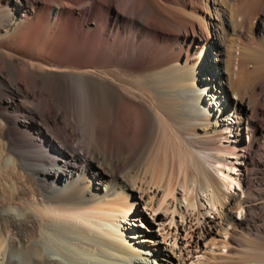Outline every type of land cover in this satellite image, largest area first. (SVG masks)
<instances>
[{
	"label": "bare ground",
	"instance_id": "obj_1",
	"mask_svg": "<svg viewBox=\"0 0 264 264\" xmlns=\"http://www.w3.org/2000/svg\"><path fill=\"white\" fill-rule=\"evenodd\" d=\"M101 1L104 10L92 13L91 0H0V51L7 56L0 54V82L12 94L0 99V211L10 205L35 211L20 223L0 215L7 244L0 255L19 264H188L159 247L185 234L188 255L200 254L190 264L263 258L264 219L254 224L234 214L264 205V161L251 155L264 152V0ZM72 5H87V17L80 19ZM201 67L209 73L199 80ZM69 83L81 92L90 120L96 95L109 104L130 96L156 122L166 120L186 149L199 190L191 182L179 190L189 196L170 204L171 190L161 183L145 192L120 179L116 168L137 149L117 143L121 155L113 156L112 135L130 134V123L112 112L97 150L99 122L85 129ZM213 84L224 99H216ZM229 108L233 115H226ZM225 129L233 130L236 143L222 144ZM27 141L29 155L21 150ZM239 152L245 191L234 197L233 183L217 165L234 167L225 155ZM137 204L151 215L172 212L175 233L161 242L124 232L119 222L143 219ZM252 231L247 246L244 233Z\"/></svg>",
	"mask_w": 264,
	"mask_h": 264
},
{
	"label": "rangeland",
	"instance_id": "obj_2",
	"mask_svg": "<svg viewBox=\"0 0 264 264\" xmlns=\"http://www.w3.org/2000/svg\"><path fill=\"white\" fill-rule=\"evenodd\" d=\"M91 1L93 2V3L91 2L92 13H97L99 10H104L105 4H103L104 3L103 1L101 0H91ZM81 7L86 9H81ZM87 8H88L87 5L84 6L72 5L71 11L75 15H78L80 19H83L87 17L86 12L89 10V8L88 9ZM163 33L165 34V32ZM160 44H161L160 42H157V45L161 46ZM42 47L45 48V46L43 45ZM0 54L2 55L3 60L6 61L7 60L6 54L2 51H0ZM19 58L20 60L22 59V57ZM216 59L217 58L213 56V64L218 65ZM203 69L204 68L202 67L198 69L199 80L201 78H206L209 73L208 70L206 71V69L204 70ZM201 81L200 82L198 81L199 86L204 85V83ZM211 81H213V83H215L216 85L217 83H219L220 80L219 77L216 76V73H212ZM215 84H213V86H215ZM215 87L217 89L215 94L216 99L217 100L219 98H220L219 100L224 99L223 90L217 86ZM68 88L71 90L73 97H75L76 101L78 102L77 105L78 115L84 127L90 126V124L92 123L91 121H95L96 123L99 122L97 126L99 128V131H101V133L99 137L96 139L97 145L95 146V148L97 150H100V148L103 145V142L105 141L104 131L109 123L108 122L109 115L110 114L113 115L112 112H114V114L116 112V114L121 115L130 123L131 125L130 134H127L124 129H121L120 133L116 135L114 134L112 135L113 156L118 157L121 155V151H118L117 149V145H116L117 143H121V145H123L124 150H129L133 148L137 149L129 161L120 164L118 169L116 168V175L120 179H123L129 184H133L137 187H140L141 185L143 189L144 188L146 189L145 192L146 191L148 192L149 189L151 190V187L153 188L157 183L158 184L161 183L160 185L163 187L164 191L167 190V188L171 190L169 191V193H166V195L168 194V198L170 199L169 202L170 204L172 202L171 200H174L175 198L182 199L183 196L184 198L189 196L187 192L179 191V190L189 185L191 182L192 183L190 185H193L196 188V190H199L198 182L197 180H195L197 179L196 178L197 176L194 170H192V168L188 167L185 164L187 161V154L185 151L186 149H184V146L176 138L175 134L173 133V130L170 129V127L166 123V120L160 117L157 120V122L155 121L153 115L147 112L149 110L146 104H144L142 101L141 103H139L137 99L131 100L132 98L130 96H127V98L124 97L125 100H122L124 98H119V99L115 98L113 103L109 104L107 102H104L102 97L96 95L93 102L94 116H92L93 120H90L88 116H86L87 107L84 104V101L82 100L81 92L77 89L76 85L71 83H69ZM10 97H12V94L0 82V99L10 100L11 99ZM120 100H122L123 102L122 101L120 102ZM22 103L28 105V103L25 101H23ZM135 103L141 105L137 106L135 105ZM142 105L147 107V109L145 107H142ZM3 111L8 115H10L11 117L18 115L19 118H22V116H24L27 118V120L30 121L33 120L32 115L29 114H21L18 113L17 111H9V110H3ZM232 111L233 109L229 108L226 112V115H231L233 113ZM231 121L232 124L235 125L234 123L235 120L233 118ZM37 122L41 124V126H44L41 121L38 120ZM87 127L85 129H87ZM21 131L22 130H20V132ZM223 133H225V138L222 139L223 145L236 143L235 134L233 133V130L225 129L223 130ZM83 143H87V140L83 139ZM24 145L25 146L21 150L24 154L26 153L27 155H29L31 148L33 149V146H31L32 144L29 141L25 142ZM70 145L75 146L76 142L71 140ZM251 155L257 160L264 161V152H261L260 150L252 152ZM225 156L227 161L233 164L234 167L229 168L226 167L225 165L218 164L217 168H220V170L225 172L223 174L221 173V176H223L224 178L227 177V179H229L230 182L233 183L232 188L228 191L230 193V196L243 197L245 191L244 180L246 177L244 160H243L245 155L244 153L239 152L237 154H228V155L226 154ZM237 183H239L238 184L239 187L238 186L236 187ZM175 191L177 194L175 193ZM201 202L205 208L207 209L211 208V205L209 204L208 200L202 199ZM263 206L261 207L262 210L259 208H250L247 212L245 210H241L240 213H238L237 211L234 214L235 218L237 219V221H240L243 218L248 217L247 219L249 221H254L252 223L258 224L260 221L264 219ZM137 207L138 204L135 205V209ZM137 211L139 212V214L140 213L143 214V219L142 220L137 219L139 222L137 223L136 226H132V228L127 229L122 225L124 221L119 222V225L121 226V228H123L122 230L128 233L130 236L136 235L141 239L153 237L154 239H158L159 241L162 242L163 239L165 238V235H168L169 233H175V227L171 224V219L174 216L172 212L156 213L155 215H151L150 213L144 210L142 205H139ZM217 215H218V211L210 213L209 216L212 219H215ZM257 216L259 218H256ZM175 217L177 222L180 221L179 215L178 216L175 215ZM132 218L134 221L136 220V217H131V219ZM19 228L20 226H16L14 228L12 227V230L18 231ZM184 236L185 234L181 236V239L177 241V244L175 239L170 237L168 238L169 241L162 243L159 247L161 250L163 248V251H161L162 253H167L171 256L173 254V256L175 257L174 259L178 258L179 256H183L185 261L188 264H190L192 260H198L197 258H200V254L198 252V254L196 255L195 254L191 256L188 255L187 247H185L184 241L182 240ZM253 236H254V231H252L250 234L244 233V237L246 239L245 244H248L247 246L250 245L251 243L250 238ZM247 237L249 238V240L247 239ZM256 258L254 256H249L248 258L245 257V259L243 258L241 262L242 264H264V257L262 258V256H260L259 258L258 256V258L257 259ZM254 259L255 261L253 263ZM151 262L157 263L156 261H151Z\"/></svg>",
	"mask_w": 264,
	"mask_h": 264
},
{
	"label": "clouds",
	"instance_id": "obj_3",
	"mask_svg": "<svg viewBox=\"0 0 264 264\" xmlns=\"http://www.w3.org/2000/svg\"><path fill=\"white\" fill-rule=\"evenodd\" d=\"M0 215L12 218L17 223L25 221L29 216H35V211L31 206L28 207H16L8 206L0 211ZM7 249V244L3 237H0V254H3ZM52 261H57V256H51ZM0 264H19L18 261L11 260L10 257L0 255Z\"/></svg>",
	"mask_w": 264,
	"mask_h": 264
}]
</instances>
